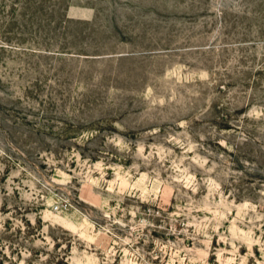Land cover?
<instances>
[{"label":"rangeland","instance_id":"rangeland-1","mask_svg":"<svg viewBox=\"0 0 264 264\" xmlns=\"http://www.w3.org/2000/svg\"><path fill=\"white\" fill-rule=\"evenodd\" d=\"M0 264H264V0H0Z\"/></svg>","mask_w":264,"mask_h":264}]
</instances>
